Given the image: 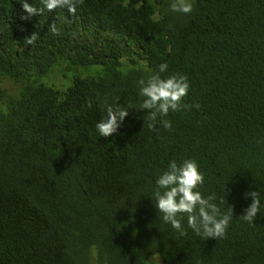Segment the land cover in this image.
<instances>
[{"label": "trees", "instance_id": "1", "mask_svg": "<svg viewBox=\"0 0 264 264\" xmlns=\"http://www.w3.org/2000/svg\"><path fill=\"white\" fill-rule=\"evenodd\" d=\"M172 2L82 0L72 16L27 0L41 9L29 16L0 0V264H264V207L255 225L239 218L246 192L264 205V0H191L190 14ZM161 63L200 108L170 111L157 134L137 81ZM105 98L129 110L107 138ZM184 159L204 196L232 206L225 238L197 236L186 216L180 236L159 216L156 179Z\"/></svg>", "mask_w": 264, "mask_h": 264}, {"label": "clouds", "instance_id": "2", "mask_svg": "<svg viewBox=\"0 0 264 264\" xmlns=\"http://www.w3.org/2000/svg\"><path fill=\"white\" fill-rule=\"evenodd\" d=\"M48 11L66 9L69 14L75 16L77 7L82 0H39ZM22 7L26 13L35 15L41 9L30 6L27 0H23ZM170 8L174 12L190 14L193 11L191 0H173ZM23 16L22 19H28ZM49 31L53 35H59L60 30L56 23H53ZM38 33L34 32L24 40L25 45H35ZM168 70L167 63H161L158 71L151 73L147 78H140L137 81L139 96L143 98L139 104V109L147 111L146 121L148 129L154 133H159L157 124L166 130H171L172 123L164 119L169 112H179L190 110L195 107L200 108L199 103L190 104L185 101L190 89V83L186 75L176 73L162 77V73ZM104 117L100 119L95 127L99 136L109 137L117 133L125 118L129 115V110L120 106L113 107L104 100ZM92 107V101L87 103ZM204 174L199 170V166L194 159H184L182 162L171 160L167 170L156 179V187L153 193L155 207L162 220L170 224L180 236H186L187 230L182 220L187 219V227L197 236L206 239H221L226 237L227 228L233 218V208L229 206V211L221 212V208L215 202V193L204 196L199 190L204 184ZM251 198V203L243 210L240 219L250 225H255L254 220L257 213L264 207L261 203V193L259 191L246 192L244 199ZM153 198H151L153 200ZM226 203V199H221L220 204ZM147 264H161L159 253L153 254Z\"/></svg>", "mask_w": 264, "mask_h": 264}, {"label": "rangeland", "instance_id": "3", "mask_svg": "<svg viewBox=\"0 0 264 264\" xmlns=\"http://www.w3.org/2000/svg\"><path fill=\"white\" fill-rule=\"evenodd\" d=\"M6 81V84H8V86H5V88L9 89L11 92V94H19L20 93V89L16 86V84L11 81V80H5ZM47 83V82H45ZM161 262V260H160Z\"/></svg>", "mask_w": 264, "mask_h": 264}]
</instances>
